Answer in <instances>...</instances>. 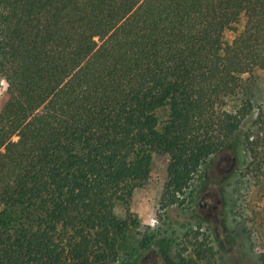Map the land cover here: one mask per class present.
<instances>
[{"label": "trees", "instance_id": "1", "mask_svg": "<svg viewBox=\"0 0 264 264\" xmlns=\"http://www.w3.org/2000/svg\"><path fill=\"white\" fill-rule=\"evenodd\" d=\"M255 71L264 0H0V264H114L116 205L158 154L164 207L210 159L244 150L243 176L264 177V111L246 125ZM203 235L185 249L210 263Z\"/></svg>", "mask_w": 264, "mask_h": 264}, {"label": "rangeland", "instance_id": "2", "mask_svg": "<svg viewBox=\"0 0 264 264\" xmlns=\"http://www.w3.org/2000/svg\"><path fill=\"white\" fill-rule=\"evenodd\" d=\"M244 23L243 17L237 30ZM237 30H226L225 40L232 41ZM245 78L253 103L249 125L264 111V74L255 71ZM6 85L0 81V97ZM168 114V106L158 109L160 125ZM248 160L242 150L230 161H205L189 188L179 195V202L164 207L169 156L155 155L149 178L128 203L116 205L127 229L118 240L114 264H259L258 247L264 250V177L243 176ZM192 230L203 232L206 248H213L210 263L195 261L191 249H185L186 234Z\"/></svg>", "mask_w": 264, "mask_h": 264}]
</instances>
